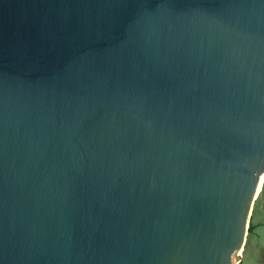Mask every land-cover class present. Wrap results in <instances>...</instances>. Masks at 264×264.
<instances>
[{
  "label": "water",
  "instance_id": "1",
  "mask_svg": "<svg viewBox=\"0 0 264 264\" xmlns=\"http://www.w3.org/2000/svg\"><path fill=\"white\" fill-rule=\"evenodd\" d=\"M262 174L264 0H0V264H241Z\"/></svg>",
  "mask_w": 264,
  "mask_h": 264
},
{
  "label": "rangeland",
  "instance_id": "2",
  "mask_svg": "<svg viewBox=\"0 0 264 264\" xmlns=\"http://www.w3.org/2000/svg\"><path fill=\"white\" fill-rule=\"evenodd\" d=\"M249 220L254 230L246 236L241 264H264V185L254 201Z\"/></svg>",
  "mask_w": 264,
  "mask_h": 264
},
{
  "label": "bare ground",
  "instance_id": "3",
  "mask_svg": "<svg viewBox=\"0 0 264 264\" xmlns=\"http://www.w3.org/2000/svg\"><path fill=\"white\" fill-rule=\"evenodd\" d=\"M263 185H264V174H262V175L259 177V179H258V186H257V191H258V193L261 191ZM243 247H244V246H243ZM243 247H242V248L240 249V251L238 252V257L240 256V254H241V252H242V250H243ZM238 259H239V258H238ZM237 261H238V260H236V263H235V264H237Z\"/></svg>",
  "mask_w": 264,
  "mask_h": 264
},
{
  "label": "trees",
  "instance_id": "4",
  "mask_svg": "<svg viewBox=\"0 0 264 264\" xmlns=\"http://www.w3.org/2000/svg\"><path fill=\"white\" fill-rule=\"evenodd\" d=\"M253 230H254V225L250 224V225H249L248 232L250 233V232H252Z\"/></svg>",
  "mask_w": 264,
  "mask_h": 264
},
{
  "label": "snow or ice",
  "instance_id": "5",
  "mask_svg": "<svg viewBox=\"0 0 264 264\" xmlns=\"http://www.w3.org/2000/svg\"><path fill=\"white\" fill-rule=\"evenodd\" d=\"M246 219V218H245Z\"/></svg>",
  "mask_w": 264,
  "mask_h": 264
}]
</instances>
